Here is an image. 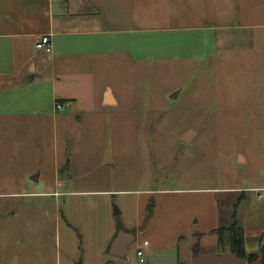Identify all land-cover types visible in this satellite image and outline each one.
<instances>
[{
    "label": "rangeland",
    "instance_id": "rangeland-1",
    "mask_svg": "<svg viewBox=\"0 0 264 264\" xmlns=\"http://www.w3.org/2000/svg\"><path fill=\"white\" fill-rule=\"evenodd\" d=\"M49 5L0 0L1 25L24 34L14 53L0 51L5 64L13 55L10 76L45 30ZM142 6L149 31L118 36L128 58L90 65L98 92L108 84L116 105L58 112L50 74L30 84L0 79V264H192L196 255L231 252L230 235L218 232L220 242L216 232L234 212L245 258H257L264 0ZM190 130L197 136L181 143ZM109 145L114 164L104 166ZM120 231L136 235L123 257L111 254Z\"/></svg>",
    "mask_w": 264,
    "mask_h": 264
},
{
    "label": "crops",
    "instance_id": "crops-1",
    "mask_svg": "<svg viewBox=\"0 0 264 264\" xmlns=\"http://www.w3.org/2000/svg\"><path fill=\"white\" fill-rule=\"evenodd\" d=\"M143 1L49 0L50 19L45 30L34 36L29 57L11 76L13 55L11 64L0 62L1 81L12 77L19 81L17 83L26 84L28 80L30 84L35 78L50 74L58 88L57 97L69 101L66 102L67 108L74 114H88L99 106L116 105L117 99L108 84L98 92L97 77L92 68L111 59L128 58L126 49L129 43L123 37H118L125 31H149V14L148 10H143ZM5 28L8 30L4 31ZM9 29V26L0 23V39L13 40L10 46L0 45V51L14 53L24 34ZM43 35L51 36L53 51L49 55L36 50V43ZM68 63L70 68L65 70ZM108 90L114 104L106 103Z\"/></svg>",
    "mask_w": 264,
    "mask_h": 264
},
{
    "label": "water",
    "instance_id": "water-1",
    "mask_svg": "<svg viewBox=\"0 0 264 264\" xmlns=\"http://www.w3.org/2000/svg\"><path fill=\"white\" fill-rule=\"evenodd\" d=\"M28 84V80L25 82ZM179 94V91L174 92L170 98L176 99ZM107 104H114V101L111 100V91L108 90L106 93ZM197 136V132L190 130L187 133L183 134L179 141L183 144H189ZM114 164L113 152L111 145L103 158V165L108 166ZM38 177L32 178L34 181H37ZM119 212H116L118 214ZM136 239V235L132 233H126L120 231L118 237L116 238L114 244L111 247V254L118 257H123L126 253L128 246ZM264 260V245H262L257 253V258L254 261L249 262L246 258L240 257L235 252H229L221 255H196L192 259V264H263Z\"/></svg>",
    "mask_w": 264,
    "mask_h": 264
},
{
    "label": "trees",
    "instance_id": "trees-1",
    "mask_svg": "<svg viewBox=\"0 0 264 264\" xmlns=\"http://www.w3.org/2000/svg\"><path fill=\"white\" fill-rule=\"evenodd\" d=\"M61 103H66L69 101H63L60 100ZM236 214L234 212L232 219H231V223L229 226H226L225 228L221 227L220 229H218V231L216 232L219 241H223V235H221L218 232H224V234L228 233L230 236V241H231V252H235L237 253L240 257L245 258V254H244V230L242 227L237 226V221H236ZM227 253V252H225ZM223 253V254H225ZM229 253V252H228ZM251 261H253V259H250ZM263 264H264V260H263Z\"/></svg>",
    "mask_w": 264,
    "mask_h": 264
},
{
    "label": "built area",
    "instance_id": "built-area-1",
    "mask_svg": "<svg viewBox=\"0 0 264 264\" xmlns=\"http://www.w3.org/2000/svg\"><path fill=\"white\" fill-rule=\"evenodd\" d=\"M36 50L41 52L42 54H45V55H49L52 53L53 51V45H52V40H51V36L49 35H43L39 40L38 42L36 43ZM56 111L58 112H64L67 108V104L66 103H57L56 104ZM149 245V242H145L144 243V246H148ZM138 256H144V253L142 251H139L138 252ZM141 262L143 263L144 260L142 259Z\"/></svg>",
    "mask_w": 264,
    "mask_h": 264
}]
</instances>
